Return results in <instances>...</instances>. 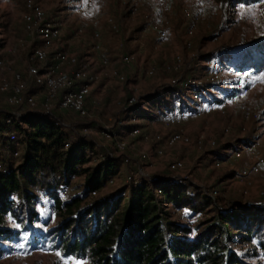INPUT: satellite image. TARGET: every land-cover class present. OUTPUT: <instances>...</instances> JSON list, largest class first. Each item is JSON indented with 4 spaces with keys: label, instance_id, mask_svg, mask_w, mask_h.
<instances>
[{
    "label": "rangeland",
    "instance_id": "1",
    "mask_svg": "<svg viewBox=\"0 0 264 264\" xmlns=\"http://www.w3.org/2000/svg\"><path fill=\"white\" fill-rule=\"evenodd\" d=\"M39 2L47 18L59 19L65 24L61 37L54 42L48 50V59L41 66L47 68L50 65V57L54 51L66 49L75 53L78 57L91 61L93 67L98 68L100 58L106 57L110 60L111 67L118 69L124 75V80L116 78L101 80L91 88L90 99H96L97 105L91 106L87 103L89 113L85 118H80L69 111L56 109L55 116L64 123V128L75 138H85L95 144L97 152L111 154L123 161L118 166V172L113 177L114 183L107 185L96 193L95 196H87L85 202L113 194L120 188H127L126 175L134 166H142L146 173L160 181L171 177L175 181L187 185L190 191H207L212 187L218 189L216 205L208 207L201 213L192 214L186 209H176L172 205L162 204L161 211L165 221L179 222L189 226L193 233L196 227L207 220L216 217L218 211L238 210L240 205L262 204L264 197L260 195L264 191V180L257 176L249 177V185L245 188L236 179L238 171L246 165L245 159L234 160L220 169L213 168V160L220 158L224 150L235 147L238 143H245L247 136L253 135L259 125L256 122L244 124L238 109L231 102L233 95L234 74L238 72L235 68L239 64H247V56L250 49H254L260 42L264 41V0H213L217 4L218 12L214 16H207L193 35L185 33V25L180 13V7L184 0L174 7V19L168 28L167 39L158 44L157 49L153 45L157 43L154 37L145 28L147 21L154 17L156 0H92V6L83 14L75 11L76 0H35ZM260 1L255 9L245 8L231 12V6L237 2ZM25 0H0V57L6 63L10 71H21L27 65L28 55L32 49L39 45L35 34L25 30L22 15ZM113 16L120 27V33L103 32L101 43L104 50L94 52L91 50L93 42V28L100 25L107 16ZM78 28H83V41H76L74 33ZM22 39L24 45L17 55L8 53V49L18 40ZM187 41L191 46L187 47ZM142 43L141 48L139 44ZM126 53L135 56L132 68H124L120 65L119 58ZM195 54L196 58L191 59ZM176 55L183 58L184 66L181 71L183 75L196 74L203 70L204 63L212 58L223 62L225 75L222 80L214 86H208L201 94V101L212 112L204 116L192 117L185 122V127L191 137L198 132L204 131L216 140V148L204 147L197 149L178 146L167 151L162 158L154 154V145L143 143L138 138H128L130 146L120 152L115 147L118 137H125L129 126L135 122L128 119L133 116L142 117L144 125L148 129L167 131L161 127V120L166 113L182 111L189 107L190 99L188 93L172 90L168 82L172 73L159 70L154 76H138L135 66H156L162 68L172 62ZM231 56V61L226 56ZM229 72L233 75H229ZM254 75L253 87L247 100L259 105L264 99V68L252 70ZM30 92H39V89L29 86ZM135 94L138 97L137 104L132 110L125 111L123 105L127 99ZM200 105L197 104V106ZM15 109L10 107L0 96V123L8 113ZM32 114V113H31ZM36 114V113H34ZM26 128V126H23ZM260 136L264 138V125ZM109 132L110 135H106ZM145 151L149 160L141 161L137 154ZM127 159V162L124 159ZM173 159H183L184 168L174 176L168 171L167 163ZM8 165L13 161H7ZM97 161H89L86 167H95ZM180 180V181H179ZM83 176H74L67 188V195L81 193L83 190ZM246 189L247 194L242 190ZM126 190L125 195H128ZM40 203L36 205V211L40 216L46 218L48 212V199L40 197ZM126 201V200H125ZM124 201V202H125ZM45 205V209L41 205ZM57 218L51 216L49 225L54 224ZM44 229V226L35 224ZM0 226L18 229L19 226L8 216L0 218ZM235 235L242 234L239 230H232ZM21 233L12 247L1 246L0 264H61L62 254L48 246L27 245ZM23 243L24 247L19 245ZM229 248L233 249L240 258L249 264L264 263V257L256 241L241 242L238 237L229 242ZM83 260H76L75 264H83Z\"/></svg>",
    "mask_w": 264,
    "mask_h": 264
},
{
    "label": "trees",
    "instance_id": "2",
    "mask_svg": "<svg viewBox=\"0 0 264 264\" xmlns=\"http://www.w3.org/2000/svg\"><path fill=\"white\" fill-rule=\"evenodd\" d=\"M235 68L263 69L264 41L249 50L247 64ZM8 128L17 133L23 154L15 168L7 164L8 173L0 175V218L10 217L19 228L0 226L1 246L12 247L25 233L28 246H48L83 264H249L229 248L238 237L241 242L255 240L264 257V206L220 210L193 233L187 225L164 220L152 186L140 178L136 186L85 202L91 191L117 174L122 160L106 156L95 167H86L91 161L87 152L95 144L71 136L53 118L39 113H30L12 126L4 118L0 132ZM74 176L84 177L82 192L62 197ZM152 185L161 188L163 203L176 209L197 214L213 205L207 194L198 189L191 194L187 185L171 177ZM40 197L49 201L46 218L36 211ZM52 215L57 221L49 225Z\"/></svg>",
    "mask_w": 264,
    "mask_h": 264
},
{
    "label": "built area",
    "instance_id": "3",
    "mask_svg": "<svg viewBox=\"0 0 264 264\" xmlns=\"http://www.w3.org/2000/svg\"><path fill=\"white\" fill-rule=\"evenodd\" d=\"M126 1V0H123ZM136 1V0H134ZM179 0H156L154 17L147 21L145 30L151 34L157 41L153 45V49H157L158 44L164 42L168 35V28L174 19V7ZM260 1L237 2L231 6V12L243 10L245 8L255 9ZM92 6V0H76L75 11L83 14L86 9ZM183 25H185V33L188 36L198 29L199 25L207 16H214L218 12L217 4L213 0H184L180 7ZM22 21L25 30L31 34H35L38 38L39 45L35 46L28 55L27 65L24 72L10 71L0 57V96L4 95L5 102L15 110L5 116V124L12 126L21 121V119L30 113H39L43 116H49L55 120V123L64 127L54 114L56 109L69 111L76 114L80 118H85L89 109L87 103L91 106L97 105L96 99L88 97L91 94V88L95 83L101 80L116 78L120 81L124 80V75L118 69L111 67L110 60L106 57L100 58L98 68L93 67L91 61L78 57L75 53L60 49L53 52L50 57V65L43 68L41 65L48 59L49 49L55 41H57L65 28L64 22L59 19L47 18L41 4L35 0H25ZM103 32L120 33V27L115 18L111 15L107 16L100 25L93 28L91 50L100 52L104 50L101 43ZM84 34L83 28H78L74 33L76 41L82 40ZM187 47L191 44L187 41ZM24 45V41L19 39L17 44L8 49V53L17 55L20 48ZM142 43L139 44L141 48ZM196 58V55L191 56ZM231 61V56H226ZM120 65L124 68H132L135 62V56L132 53H126L119 58ZM204 68L196 74L183 75L181 73L184 62L180 55H176L171 63L164 65L162 68L156 66H135L138 76H154L163 70L172 73L169 79L168 87L176 89L183 93H188L190 103L189 107L182 111H174L166 113L161 120V127L166 130L163 133L159 130L148 129L144 125V119L133 116L128 120L135 122L129 128L125 137H118L115 141V147L118 151L126 150L130 143L128 138H138L143 143L154 145V154L157 158H162L167 151L178 146L190 147L193 145L197 149L209 147L216 148V140L204 131L198 132L193 138L185 127V122L192 117L204 116L214 110L209 108L201 101V94L208 86L215 85L222 80L225 75L223 62L220 59H210L203 62ZM229 75H233L229 72ZM233 95L230 100L238 109L244 124L256 122L259 125L253 135L247 136L245 143H238L235 147L224 150V154L220 158L213 160V168L220 169L223 165H228L234 160L245 159L246 165L242 167L236 174V179L245 188L249 185V177L257 176L264 180V138L260 136L262 126L264 125V99L259 105H254L247 100L254 81L252 70H242L233 75ZM30 87L39 89V92H30ZM138 97L131 95L123 109L129 111L137 104ZM197 106V104H199ZM106 135H110L109 132ZM66 143L65 147L68 148ZM23 145L19 140L17 133L8 128L0 132V175H5L9 171L7 161H13L15 168L22 158ZM88 157L93 161L104 160L106 156L111 154H103L95 152L91 149L87 152ZM137 157L141 161L149 160V156L145 151H140ZM127 162V159H124ZM168 171L175 174L184 168L183 159H173L167 163ZM143 179L152 186L155 202L159 208V214L162 215L161 206L163 204V192L159 187H153L155 182L145 171V169L136 165L129 170L125 183L128 186H136L138 179ZM114 178H110L98 190L89 193L95 196L97 192L104 189L107 185L114 183ZM180 181V180H179ZM182 182V181H180ZM213 205H216V198L219 194L218 189L212 187L204 191ZM243 194H247V190H242ZM193 194V191L191 192ZM67 195V189L61 191V196ZM264 197V191L260 192ZM262 204L264 205V199ZM45 209V205H41ZM77 259L72 257H63L61 264H75Z\"/></svg>",
    "mask_w": 264,
    "mask_h": 264
},
{
    "label": "snow or ice",
    "instance_id": "4",
    "mask_svg": "<svg viewBox=\"0 0 264 264\" xmlns=\"http://www.w3.org/2000/svg\"><path fill=\"white\" fill-rule=\"evenodd\" d=\"M24 239H25V241H26L27 238H24ZM19 247L23 248V247H24V244L21 243V244L19 245Z\"/></svg>",
    "mask_w": 264,
    "mask_h": 264
}]
</instances>
